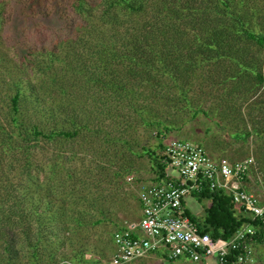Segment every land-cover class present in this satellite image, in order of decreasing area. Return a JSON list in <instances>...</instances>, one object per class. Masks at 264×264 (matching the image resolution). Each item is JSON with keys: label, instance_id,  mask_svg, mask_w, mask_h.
I'll return each mask as SVG.
<instances>
[{"label": "rangeland", "instance_id": "1", "mask_svg": "<svg viewBox=\"0 0 264 264\" xmlns=\"http://www.w3.org/2000/svg\"><path fill=\"white\" fill-rule=\"evenodd\" d=\"M133 1L141 11L117 0H0V264H108L113 232L140 217L127 178H148L172 139L229 160L252 156L248 185L257 195L264 190V47L231 31L237 20L264 36V0ZM55 6L64 11L57 15ZM202 39L221 51L209 52ZM111 43L142 59L153 45L170 79L107 61L90 73L124 81L126 90L88 81L85 72ZM14 85L25 94L17 113ZM34 126L77 134L35 139ZM207 204L185 202L194 219ZM257 244L252 264H264V239Z\"/></svg>", "mask_w": 264, "mask_h": 264}, {"label": "built area", "instance_id": "2", "mask_svg": "<svg viewBox=\"0 0 264 264\" xmlns=\"http://www.w3.org/2000/svg\"><path fill=\"white\" fill-rule=\"evenodd\" d=\"M255 161L213 159L200 145L172 139L161 147L158 164L148 178H127L135 185L140 217L123 222L112 234L108 264H140L144 260L194 264H252L255 236L264 227V190L248 185ZM257 181L261 180L257 177ZM230 198L236 216L249 220L231 237H212L186 215L185 202L204 192ZM209 205V200H208ZM160 253L161 258L154 255Z\"/></svg>", "mask_w": 264, "mask_h": 264}, {"label": "trees", "instance_id": "3", "mask_svg": "<svg viewBox=\"0 0 264 264\" xmlns=\"http://www.w3.org/2000/svg\"><path fill=\"white\" fill-rule=\"evenodd\" d=\"M134 2H136V1H133V0H117V4L122 5L124 10H127L130 13L141 11L142 10L141 3L140 2L134 3ZM55 7L58 8V12H56L57 15L61 14L64 11V9L61 8L60 6H55ZM225 8H226V6H221V9H219V10L223 11L225 13V16H228L226 14V11L222 10ZM159 17H161L162 20L167 19L166 14L161 13V14H159ZM236 21L237 20H234L235 23L233 24L235 29H231V31L243 33L244 36L248 40L254 41L257 45L264 47V36L259 35V34H254L250 31L244 29L243 25L239 21H237V22ZM111 44L112 45H110L107 48L105 46H103V48H101L103 50H101L98 53V63H95L93 65V68L89 67V71L85 72L86 75L88 73L89 74L93 73V72L90 73V71H95L96 68H98V70L101 71L100 66L104 65L107 61L108 62L111 61L110 64L111 63H113V64H115V63L124 64L126 66V68L129 70V73L134 72V74H135L136 72L140 71V72H145V73L149 74L152 72V73L156 74L159 79L161 77L166 78V79H170V77H171L170 68L168 67L166 62L159 57L160 55H162L161 54L162 51H158V49H156L153 45H150V44L146 45L147 48H154L152 57L142 59L143 57L141 58L135 54L136 51L138 52L137 49H133V51H131L129 53L128 52L120 53V52H118V50H116L114 44L113 43H111ZM128 44L132 45L131 46L132 48H135L136 44H137L136 39L133 42L128 43ZM201 45L204 46L206 48V50H208L209 52L221 51L218 48V46H219L218 42L212 41L211 39H204L203 42L201 43ZM176 48H178V47L176 46ZM104 50H106V52H107L106 54L103 52ZM51 60L54 61L53 59H51ZM105 77H106L105 74H104V76L103 75L99 76V73L98 74H91L90 76L87 77V80L92 82V83H95V84L105 85V87H107L109 90L116 92L115 87L117 84L113 83L112 80L108 81V83H107V80H105ZM256 77H257L259 82H262L263 78L261 77V75L257 74ZM159 79H156V81H155V83L158 87H160L159 86L160 85ZM174 84L177 87V83L175 81H174ZM118 85L121 87V89H120L121 91L126 90V88H125L126 85H125L124 81H120V83ZM127 90H129V89H127ZM177 91H178V95H179V93H181V91L178 89V87H177ZM133 93H135V95L137 94L136 91L131 92V94H133ZM22 97H23V99H25V94L23 92V89L21 91V86L20 85H14L13 95L10 98L12 110L14 113H17L16 108L18 107L19 101ZM138 112L145 113L142 109H139ZM16 121H17V118H14V124L16 123ZM39 129L40 128H37V126H34L32 128V130L30 131L32 136L35 139L38 136H43L46 139H53L54 137L72 138L73 136H75L77 134L76 130L73 132H67V131L56 132V131L51 130V133L44 134L43 131L41 129L40 130ZM9 138L10 137L8 136L7 139H9ZM198 198L200 200H202V199L209 200V206L206 208L204 218L201 220L191 218V216L189 215L188 212L186 213V215L189 216L191 218V220L194 221L197 224V226L203 232L211 233L212 237H220V238L227 239V238L231 237L232 234L243 223L249 222V220L244 218V217L236 216L234 205H233L231 199L226 197L222 192L210 193L209 191H204L198 196ZM33 201H32V205H33ZM46 205H47L46 210L50 209L51 203L47 202ZM47 212L50 213L49 210ZM59 218L60 217H56V216H52V217L50 216L49 217V219H52V222H54L56 219H59ZM45 220H43V219L41 220L40 227H44L46 225L47 222ZM118 228H119V226H118ZM263 239H264V227H262L260 229V231L255 236V240L257 243L262 242ZM35 247H36V245H35ZM32 249H33V257L35 258L37 255H36L34 248H32Z\"/></svg>", "mask_w": 264, "mask_h": 264}, {"label": "crops", "instance_id": "4", "mask_svg": "<svg viewBox=\"0 0 264 264\" xmlns=\"http://www.w3.org/2000/svg\"><path fill=\"white\" fill-rule=\"evenodd\" d=\"M210 156L213 158V159H219V158H224V157H221V154L219 153V152H216V150H212L211 151V153H210ZM198 200H200V199H198ZM205 201H207L208 202V200H205V199H202L201 200V202H205ZM208 205V204H207ZM209 206V205H208ZM207 206V207H208ZM206 207V208H207ZM206 208H205V210L204 211H206ZM202 211V210H201ZM190 214V213H189ZM204 218V213H203V215L201 214V216L199 217V219H197V220H201V219H203ZM196 219V218H195ZM256 245H258L257 243H255V246ZM255 249V248H254ZM255 251H256V249H255ZM257 258H258V256H257Z\"/></svg>", "mask_w": 264, "mask_h": 264}]
</instances>
